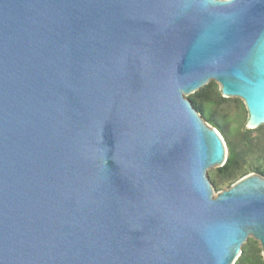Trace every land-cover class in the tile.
<instances>
[{"label": "water", "instance_id": "water-1", "mask_svg": "<svg viewBox=\"0 0 264 264\" xmlns=\"http://www.w3.org/2000/svg\"><path fill=\"white\" fill-rule=\"evenodd\" d=\"M211 81L264 125V0H0V264L264 260V176L208 175Z\"/></svg>", "mask_w": 264, "mask_h": 264}, {"label": "trees", "instance_id": "trees-1", "mask_svg": "<svg viewBox=\"0 0 264 264\" xmlns=\"http://www.w3.org/2000/svg\"><path fill=\"white\" fill-rule=\"evenodd\" d=\"M187 98L225 142V163L209 172L215 192L230 187L249 173L264 176V125L256 129L246 128L248 114L242 100L224 98L213 81ZM234 264H264L259 243L249 238Z\"/></svg>", "mask_w": 264, "mask_h": 264}, {"label": "rangeland", "instance_id": "rangeland-1", "mask_svg": "<svg viewBox=\"0 0 264 264\" xmlns=\"http://www.w3.org/2000/svg\"><path fill=\"white\" fill-rule=\"evenodd\" d=\"M214 169H215V168H212V169L208 170V175H209V172L212 171V170H214ZM223 190H224V189H223ZM215 194H216V193H215Z\"/></svg>", "mask_w": 264, "mask_h": 264}]
</instances>
